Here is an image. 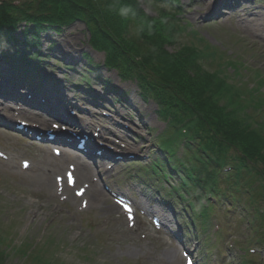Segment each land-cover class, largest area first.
Listing matches in <instances>:
<instances>
[{"label": "rangeland", "instance_id": "1", "mask_svg": "<svg viewBox=\"0 0 264 264\" xmlns=\"http://www.w3.org/2000/svg\"><path fill=\"white\" fill-rule=\"evenodd\" d=\"M208 3L209 6H207ZM180 5L182 14L178 20L184 28L182 32L184 38L178 42V45L169 46L168 51H173L180 44L194 40L191 32L195 33L197 40L192 44L196 47L191 46L197 50L201 47H207L213 53V56L211 55L213 60L209 58L206 60L207 62L203 61L205 67L213 71L217 69L216 64L224 65L223 70L227 75V83L239 91L242 103V112L239 115L247 114L252 115V117L254 115L256 120L253 119L264 125V20L259 18L260 20L252 22L262 32L260 36H255L241 28V18L243 17L236 16L239 13H244L242 12L243 9L244 11L250 10L260 13L258 16L262 15L264 0L256 4H253V2L245 5L240 3L235 10L225 11L226 13H222L224 11L219 7L212 14L211 9L215 7L212 0H181L179 7ZM158 8L150 2H142V9L151 17L156 15ZM244 18L249 23L251 18L257 19V16L246 15ZM15 35H20V29L15 32ZM186 37H189L190 40H187ZM88 38L84 24L79 21L61 28L58 33L50 30L42 31L38 34V39L44 47L40 50L41 60L54 63L56 56H60V52L74 55L78 59L82 58V55H87L90 64L102 62L103 54L101 52L94 53L89 49ZM58 41L71 43V46H57ZM17 51L22 52V48ZM24 52L26 51L24 50ZM16 57L18 61L22 60L19 59L20 57ZM41 60L30 57L26 61L35 67L41 63ZM76 63L77 65L74 66L76 72L84 73L86 67L84 61L77 60ZM235 64L240 65L237 73H234V70H236ZM207 65L212 66L207 67ZM56 66L58 68L63 67L62 63ZM51 70L55 72L51 79L63 83L62 80H59L62 76L61 72ZM102 73L110 81L118 83L114 71L106 72L102 70ZM69 76L73 79L77 78L76 73L69 72ZM5 80L3 88L7 85ZM88 83L92 85V82L89 81ZM256 83L262 85V87L259 91H254V94H251L249 90L255 87L258 88ZM83 85L82 82L80 86ZM120 86L128 94H131L132 105L140 113L145 114L142 122L146 128L153 129V131L134 130L137 134L135 139L139 140L140 143H135L129 138L135 133L131 134L123 131L113 139L120 141L121 144L117 146L120 150L124 149L123 144L130 142L131 146L125 149L129 154L141 153L142 151L139 148H144L145 154L151 151L154 138L163 129V125L153 120L156 105L152 102L144 104L140 101L137 95L138 89L133 80ZM70 87L68 84H60L61 90L68 95H73L69 91ZM95 88L101 93L100 86L95 85ZM21 94H23L22 91ZM72 101L78 104L79 107H87L83 105L81 100ZM24 102L26 101L24 100ZM17 105L22 108V111L15 115L14 108L16 106L10 101L0 99V118L9 122V118L13 120L19 117V119H28L33 123L35 121L32 118L33 116L39 117V115L44 114L40 110L21 105L18 102ZM114 107L123 117L127 115V112H132V110H126L118 104H114ZM44 108H46V105H44ZM89 117L91 122L105 121L95 115H89ZM51 120L52 118L48 122L47 129L52 123ZM119 120L116 119V121ZM107 121L109 122V120ZM89 132L90 134L93 133L94 129H90ZM98 132L99 130L96 128L95 133ZM16 133L11 129L6 130L0 127V151L6 153L10 158L8 161L0 159V240L3 245L2 249H5L4 264H181V258L179 259V256L177 258L176 255V252L181 249V245L176 241L173 242L164 233H158L148 219L141 216L138 211L137 222L134 227L130 228L121 216L119 208L115 211L109 210V212H106L89 206V208L82 210L79 209L77 202H62L60 199L53 198L54 189L50 186L52 178L45 173L52 169L51 161L55 158L45 147L30 144ZM174 153L178 155L177 151ZM151 158L139 162L138 165L147 164L146 161ZM95 160L99 163L98 159ZM20 161H29L32 166L36 167V171L33 169L22 170ZM116 163L118 164L114 169L104 177V182L98 180L95 185L96 189L99 190L100 188L106 196V207L114 204L112 197L106 191L107 188L110 187V189L114 188L113 190H116L117 187L114 182H121L122 185L119 188L122 191L133 195L139 199L137 201L140 203L148 202L150 208L159 212L160 216L168 221L167 225L170 229L174 231L177 229L184 230L189 240H195L196 236L198 241L203 240L204 244L201 245V250L197 255L198 257L202 256L206 262H212L215 259H217L215 262L220 261L218 252L220 251L223 254L222 264H239L241 260L252 261L254 264H264V255H261V252L264 251V244L257 246L259 253L253 254L252 258L245 256L237 248L235 250L231 248L230 251L227 249L232 240L238 243L243 241L249 248H255L254 240L257 238V233L264 231V229L257 226L256 219H253L250 214L253 207L246 206L245 209L244 206L238 205L234 209L237 212L233 214V217H230L232 212L229 214H225V211L221 214L217 213L222 221V229L218 231V234H215L217 228L210 230L211 225L209 223L206 228H198L194 233H191L190 228L186 226V219L181 215L186 205L184 201L173 202L175 213L173 215L165 210L161 204H158L157 201L159 200L155 198L157 194L165 196L169 191L178 189L172 179L167 182L162 178L150 177L149 184L158 191L153 192V189L148 191L139 185V181L132 182L128 179L127 173L132 168L127 169V171L126 167L122 166L124 161ZM47 180L49 185H47ZM39 188L40 192H37ZM183 195L190 199L193 210L198 208V202L195 198H190V195L186 193ZM152 198L153 201H151ZM72 200L75 201L73 198ZM221 203L218 204L221 205ZM220 205H218L219 208H221ZM245 214L248 215V218H244L241 222L239 218H243ZM219 238H222L221 249H213L212 247L219 244ZM180 240L184 241L185 239L180 238ZM186 241H188V238ZM240 243L237 246H240ZM210 248L212 249L209 250ZM205 250L210 251L207 258L203 256ZM25 251L30 254L27 258L22 255ZM36 257L38 260L33 259Z\"/></svg>", "mask_w": 264, "mask_h": 264}, {"label": "trees", "instance_id": "2", "mask_svg": "<svg viewBox=\"0 0 264 264\" xmlns=\"http://www.w3.org/2000/svg\"><path fill=\"white\" fill-rule=\"evenodd\" d=\"M142 2L158 6L156 15L146 14ZM179 3L180 0H0V62H7L13 55L20 60L40 58L37 50L27 55L12 45L19 29L23 42L31 44L38 42L42 31L58 33L74 22L83 23L91 50L101 52L103 62L120 76L133 80L143 99L156 103L157 115L166 122L171 135L168 140L183 142L197 152L195 160L201 166L191 167V175L197 179L198 173H205L214 183L213 176L229 167L221 179L231 193L226 195V201H247L254 206V214L264 220V208L259 213V206L264 207V125L253 126L256 122L251 116L239 115V91L227 83L221 65L216 64L213 71L205 67L203 61L213 53L207 47L194 48L195 33L194 40L186 37L188 43L168 51L169 46L178 45L184 38V28L178 20ZM162 146H167L166 140ZM181 173V187L202 190L199 180H193L185 171ZM258 241L263 243L264 235ZM5 257L0 248V264H4Z\"/></svg>", "mask_w": 264, "mask_h": 264}, {"label": "bare ground", "instance_id": "3", "mask_svg": "<svg viewBox=\"0 0 264 264\" xmlns=\"http://www.w3.org/2000/svg\"><path fill=\"white\" fill-rule=\"evenodd\" d=\"M211 11H212V9H211ZM259 18L264 20V15H259L257 17V19L251 18V20H249L250 24L248 23V21L246 22V19L244 17L241 18V28L244 31L250 32L255 36H260L262 34V32L259 30L257 25L252 23V22H256ZM57 46H71V43H68L65 41H58ZM74 49H75V47H74ZM68 160L71 161L72 157L65 154L58 160V162L51 161V165L53 166L54 170H57L61 167V165L65 161H68ZM90 167L91 166L85 161H82V163H79L78 164V171H77L78 178H80L82 180L90 179L91 175H87L88 173L93 174L96 171L100 172V167H96V169H93V167H91V170H90ZM34 171H36V170H34ZM48 183H49V181L47 180V184ZM88 190L89 191H87V193H86V198H87V201L89 202V205H91L92 207H96V209H99L101 211H106V212H109V210H114V211L117 210L116 205H108V207H106L107 206L106 205L107 198L100 190H96V186L93 185L92 188L89 187ZM151 209L152 208L149 207V209L145 208L144 210L146 213H149V212H151L150 211ZM169 252L171 253V251H169Z\"/></svg>", "mask_w": 264, "mask_h": 264}]
</instances>
